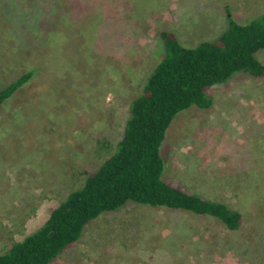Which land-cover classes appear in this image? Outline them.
Segmentation results:
<instances>
[{
	"label": "rangeland",
	"instance_id": "374dc122",
	"mask_svg": "<svg viewBox=\"0 0 264 264\" xmlns=\"http://www.w3.org/2000/svg\"><path fill=\"white\" fill-rule=\"evenodd\" d=\"M263 12L264 0H0V89L40 68L0 106V254L113 154L164 55L161 31L192 47ZM255 57L264 66V49ZM208 94L210 108L171 123L164 177L238 211L241 228L128 201L51 264H264V76Z\"/></svg>",
	"mask_w": 264,
	"mask_h": 264
},
{
	"label": "trees",
	"instance_id": "16d2710c",
	"mask_svg": "<svg viewBox=\"0 0 264 264\" xmlns=\"http://www.w3.org/2000/svg\"><path fill=\"white\" fill-rule=\"evenodd\" d=\"M159 35L164 55L132 101L124 136L113 154L86 176L79 188L53 206L40 227L0 254V264H51L68 245L80 240L91 221L128 201L214 217L231 231L241 228L238 211L164 177L166 161L160 146L181 111L192 105L202 109L213 105L210 87L228 83L239 73L264 76V66L255 57L264 49V12L245 25L230 17L226 30L217 38L192 47L182 45L172 32L161 31ZM39 69L38 65L30 67L2 87L0 106L24 88ZM258 160L264 163V156L259 155ZM257 166L255 172L259 170L256 174L261 175L263 169Z\"/></svg>",
	"mask_w": 264,
	"mask_h": 264
}]
</instances>
